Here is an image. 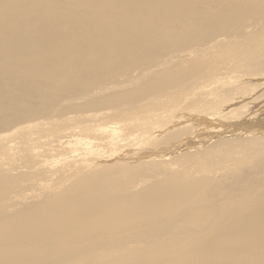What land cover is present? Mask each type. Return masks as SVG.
I'll return each instance as SVG.
<instances>
[{
    "label": "bare ground",
    "instance_id": "6f19581e",
    "mask_svg": "<svg viewBox=\"0 0 264 264\" xmlns=\"http://www.w3.org/2000/svg\"><path fill=\"white\" fill-rule=\"evenodd\" d=\"M0 264H264V0H0Z\"/></svg>",
    "mask_w": 264,
    "mask_h": 264
}]
</instances>
